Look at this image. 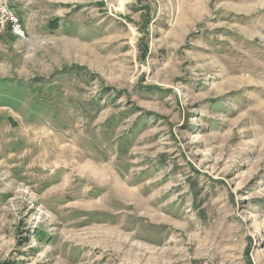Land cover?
Listing matches in <instances>:
<instances>
[{
  "label": "rangeland",
  "instance_id": "374dc122",
  "mask_svg": "<svg viewBox=\"0 0 264 264\" xmlns=\"http://www.w3.org/2000/svg\"><path fill=\"white\" fill-rule=\"evenodd\" d=\"M0 264H264V0H0Z\"/></svg>",
  "mask_w": 264,
  "mask_h": 264
},
{
  "label": "built area",
  "instance_id": "2783aa9c",
  "mask_svg": "<svg viewBox=\"0 0 264 264\" xmlns=\"http://www.w3.org/2000/svg\"><path fill=\"white\" fill-rule=\"evenodd\" d=\"M6 29L18 37L25 38L26 32L19 16L6 3L0 4V36Z\"/></svg>",
  "mask_w": 264,
  "mask_h": 264
}]
</instances>
